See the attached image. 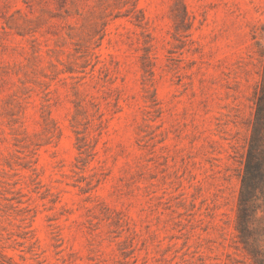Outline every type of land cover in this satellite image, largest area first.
Returning a JSON list of instances; mask_svg holds the SVG:
<instances>
[{"label": "rangeland", "instance_id": "rangeland-1", "mask_svg": "<svg viewBox=\"0 0 264 264\" xmlns=\"http://www.w3.org/2000/svg\"><path fill=\"white\" fill-rule=\"evenodd\" d=\"M0 264H264V0H0Z\"/></svg>", "mask_w": 264, "mask_h": 264}]
</instances>
